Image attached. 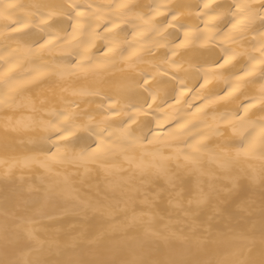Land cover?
Wrapping results in <instances>:
<instances>
[{
	"label": "bare ground",
	"instance_id": "bare-ground-1",
	"mask_svg": "<svg viewBox=\"0 0 264 264\" xmlns=\"http://www.w3.org/2000/svg\"><path fill=\"white\" fill-rule=\"evenodd\" d=\"M261 3L0 0V264H264Z\"/></svg>",
	"mask_w": 264,
	"mask_h": 264
},
{
	"label": "snow or ice",
	"instance_id": "snow-or-ice-1",
	"mask_svg": "<svg viewBox=\"0 0 264 264\" xmlns=\"http://www.w3.org/2000/svg\"><path fill=\"white\" fill-rule=\"evenodd\" d=\"M234 7V6H233ZM261 8H264V3H261L260 5ZM144 83H147V79H145ZM154 98V97H153ZM68 129L65 128V131H67ZM94 131V129H93ZM98 135H102V133H98ZM58 138H62L59 136L58 134ZM245 139H247L245 137ZM260 141L262 143V146H264V125H262V132H261V135H260ZM57 148L60 147L59 144L55 145ZM11 264H13V262H11ZM18 264V262H17ZM34 264H40L39 261H36L34 262ZM69 264H79V262H69ZM130 264H147V262H144V261H132L130 262ZM172 264H185V262H172ZM220 264H253V261L252 260H237V261H223V262H220Z\"/></svg>",
	"mask_w": 264,
	"mask_h": 264
}]
</instances>
